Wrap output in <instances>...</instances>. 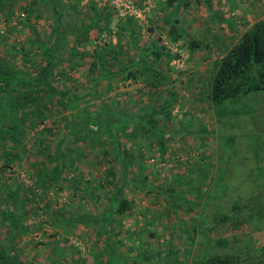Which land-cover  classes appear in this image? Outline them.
<instances>
[{"label": "rangeland", "instance_id": "obj_1", "mask_svg": "<svg viewBox=\"0 0 264 264\" xmlns=\"http://www.w3.org/2000/svg\"><path fill=\"white\" fill-rule=\"evenodd\" d=\"M167 1L142 0L138 7L135 0H0V57L24 71L16 78L26 80L43 64L40 44L58 58L50 74L53 86L81 97L73 108L42 88L24 93L25 100L11 99L9 124L22 132L15 147L0 141V164L4 151L17 149L21 158L0 169L2 180L19 182L17 196L7 202L11 226L0 220V245L8 244L12 256L4 264H53L54 258L58 264H188L202 240L200 227L210 240L201 248L259 252L264 216L233 229L229 219H214L232 213L234 203L264 210V116L254 109L264 104V92L235 98L220 114L207 92L219 57L244 28L264 17V0ZM174 19L197 47L188 51L180 38L169 37ZM94 44L104 47L106 71L129 69L134 76H98L90 63ZM162 46L169 56L155 57L150 49ZM93 83L97 93L90 92ZM4 86L0 76L1 94ZM38 96L42 114L32 121L25 102ZM101 104L117 114L105 113L97 128L92 114ZM77 106L83 108L79 113ZM45 127L63 139L47 150L63 162L65 181L56 175L42 179L60 165L40 155ZM36 167L43 170L39 184ZM116 186H122L129 208L113 214L107 226L103 214ZM5 194L0 186V211ZM23 194L27 201L21 203ZM23 225L27 230L12 231L13 240L5 234ZM192 226L197 233L191 236ZM217 237L226 244L214 243Z\"/></svg>", "mask_w": 264, "mask_h": 264}, {"label": "trees", "instance_id": "obj_2", "mask_svg": "<svg viewBox=\"0 0 264 264\" xmlns=\"http://www.w3.org/2000/svg\"><path fill=\"white\" fill-rule=\"evenodd\" d=\"M171 0H168L169 3ZM174 1V0H173ZM137 6L139 7L141 5L142 0H135ZM56 13V17H58V12L55 11V8L53 9ZM129 22V20H128ZM167 34L171 39L179 40L182 44H184L188 51H191L195 47H197L199 44L195 38H189L187 36H183L181 30L178 29L176 20H172L170 22L168 28H167ZM79 35V34H78ZM77 37L75 36L74 39ZM13 49L15 46L12 44L11 46ZM20 49L24 50L23 46H20ZM38 52L40 54L41 59L44 60L43 64L39 66V69L31 74L28 75L26 80L22 81L21 79H17L18 77L17 73L24 72L21 69H13L8 61L3 60L0 57V76L3 78V81L5 83L3 93H0V141L5 142L6 140L10 141L11 146H16L19 144V135L21 134L19 131L22 129H18L14 127V125L9 124V121L12 115V107H9V104H13L12 101H14L15 98L17 99H23L25 100L24 93L32 94V93H39L40 89H43V92L45 94H55V101L59 102L63 107H71L76 104V101H78L81 97L76 94V92H73L69 95V91L63 88H56L52 84V78H51V72L53 67L58 61V58L52 54H50L46 48L40 44L37 45ZM74 49V48H73ZM103 50L104 47L98 46L97 44H94L93 46V52L92 53V59H91V70L94 71L95 69L98 70V76L100 77H107V80H109V77L112 75H116L118 72H124V77L134 76L133 73L130 72L129 69L127 71L118 70L117 72L114 70H111L110 72L106 71L104 68V60L101 58L103 57ZM151 53L155 57H160L163 55L169 56V52L165 46H162L159 48L150 49ZM23 54V53H22ZM82 54V53H81ZM78 54V55H81ZM95 54L97 57L94 58ZM13 56L14 53H13ZM94 56V57H93ZM23 57L25 58L24 54ZM173 57H177V54L174 53ZM69 59V58H68ZM27 63V58L24 60ZM30 61V60H29ZM76 61H73L72 64H76ZM146 68H143L142 70H145ZM27 81V82H25ZM24 82V83H22ZM23 85V88L25 92H23V89L21 92H17L16 85ZM107 89L108 82L105 83ZM14 86V87H13ZM22 87V86H21ZM15 89V90H14ZM21 90V89H20ZM16 91V92H15ZM27 91V92H26ZM95 89L94 83L91 88V93H97ZM263 93L264 92V17L259 18L255 21H253L249 26L244 28L238 35L236 41L230 45L224 53L219 57L217 64L210 76V82H209V89H208V96L212 104L214 105L215 113L220 114L229 104H231L232 100L239 101L240 96H243L244 98H250L254 97V95H257V93ZM17 93V94H16ZM84 93V92H83ZM23 95V96H22ZM14 98V99H13ZM229 98H233L231 100H228ZM12 99V101H11ZM26 100H29L26 98ZM228 100V101H226ZM25 102V101H24ZM37 102H41L40 97L38 96V99L36 97V100L33 102H25L26 108L30 109L32 112H29V114H33L32 121L34 120V117L36 115L40 116L41 109L37 106ZM103 103V102H102ZM262 102H259L255 105V110L262 114L261 116H264V104H261ZM246 103L241 104L245 105ZM260 104V105H258ZM34 108V110H33ZM42 108V107H41ZM108 104L104 107L103 104H101L100 108L97 109L96 113L94 112L92 115L95 117L96 122H93L95 127L98 128L99 125H101V121L104 122V119L102 116H104L105 113H107L108 116H114L117 114L115 110L111 107V110L108 109ZM38 109V110H35ZM83 108H79L78 106L75 107V111L78 113ZM38 111V112H34ZM248 113L250 112L249 109L246 110ZM106 116L107 122L109 123V120L111 117ZM105 118V117H104ZM90 121V120H89ZM92 121V120H91ZM34 123V122H33ZM98 123V125L96 124ZM79 124V123H78ZM91 129V128H90ZM44 132H46V136L41 137V141L43 144L42 147V153L40 154L45 155V158L48 160V162H53L55 159L58 160V157L53 153H48V147L52 144L55 146L60 145L62 142V138H59V136L52 133L51 129L45 127ZM51 134V135H50ZM52 137V138H51ZM3 144V143H0ZM64 145V144H63ZM119 148V147H117ZM63 151V150H60ZM117 149V153H118ZM121 152V151H119ZM3 154V155H2ZM1 154V157L5 161L0 164V169H4L6 166L11 165V163L16 160L18 161L21 156L19 153V150H12L9 152H3ZM123 153L121 152V156ZM7 160V161H6ZM59 161V160H58ZM67 163L73 164V160L67 159ZM123 161V160H122ZM60 165L54 166V171L49 174L47 173V178L43 177L42 179L50 180L52 175H56L55 177H59L60 180L65 181L66 177L62 176L60 174L59 168L63 164L62 161H59ZM69 164V165H70ZM123 164V163H122ZM39 166V165H38ZM42 167V166H41ZM42 168L36 167V177L34 178V182L39 184L41 183L42 179L40 178V174L42 172ZM62 172V171H61ZM123 168L120 170L121 176H123ZM49 174V175H48ZM107 174L113 175L114 171L111 166H108ZM44 175L46 173L44 172ZM10 176V175H9ZM122 178V177H121ZM105 181H107L106 177H103ZM46 182V181H45ZM0 186H3L6 190L5 198H2L3 202V209L0 211V220L3 222H6L11 226L12 221L10 219H7L8 212H7V205L8 201H11L13 197L17 196L18 190H19V182H14L13 185L10 183L9 179H1L0 178ZM115 198L112 202V204L106 209L103 214L104 224L109 226L111 222H113L112 217L113 214L119 215L120 213H125L127 209L129 208L128 201L121 195L122 186H116L115 187ZM27 194H23L20 198L21 203H24L27 201ZM6 201V202H5ZM237 204L234 203L232 205V213L230 214H223L219 216L218 218H215L214 220H228L230 223V228H235L236 226L240 225L241 223L244 224V222H247L249 220H253L256 218H261L264 216V210L261 207L262 205L259 204H252V206H248L247 209H242L240 206H236ZM20 206H16V208L19 209ZM25 209V208H24ZM13 226H15L13 224ZM21 228L25 231L28 228V225L23 226H16L11 228L10 230L5 229V234H7V237L10 240L12 239V231L15 232L16 229ZM199 233H202V240L197 241V246L194 248L195 253L192 256V259L188 262V264H264V242L260 244L259 252L256 254H250L249 250L245 249L242 253L240 252H233V251H225V252H215V251H209L206 249V247H200L202 244L208 245L210 243L209 237L203 233L202 227L198 229ZM190 235L197 233V228L195 226H192L189 230ZM11 233V234H9ZM149 233H152L149 231ZM9 240V241H10ZM216 244L224 245L226 244V241L223 238L217 237L213 241ZM8 247V244H5L4 246L0 245V262L4 264V261L7 257H11L6 252V248ZM10 258V259H11ZM51 259V258H50ZM13 264H20L17 260H13ZM57 258H54L53 264H58ZM74 261V259H71Z\"/></svg>", "mask_w": 264, "mask_h": 264}]
</instances>
